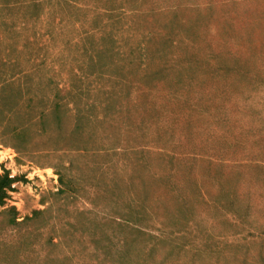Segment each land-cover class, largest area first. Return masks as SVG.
Instances as JSON below:
<instances>
[{"label":"rangeland","instance_id":"1","mask_svg":"<svg viewBox=\"0 0 264 264\" xmlns=\"http://www.w3.org/2000/svg\"><path fill=\"white\" fill-rule=\"evenodd\" d=\"M0 264H264V0H0Z\"/></svg>","mask_w":264,"mask_h":264},{"label":"trees","instance_id":"2","mask_svg":"<svg viewBox=\"0 0 264 264\" xmlns=\"http://www.w3.org/2000/svg\"><path fill=\"white\" fill-rule=\"evenodd\" d=\"M13 179L9 177L8 174L1 176L0 178V203L3 202L4 197L6 196L5 188L9 187Z\"/></svg>","mask_w":264,"mask_h":264}]
</instances>
